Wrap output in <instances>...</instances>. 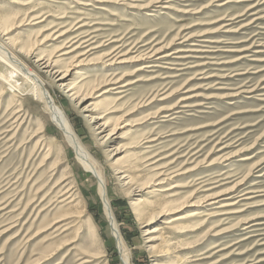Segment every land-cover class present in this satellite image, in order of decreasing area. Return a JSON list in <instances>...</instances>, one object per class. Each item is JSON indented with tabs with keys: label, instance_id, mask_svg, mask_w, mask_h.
<instances>
[{
	"label": "rangeland",
	"instance_id": "obj_1",
	"mask_svg": "<svg viewBox=\"0 0 264 264\" xmlns=\"http://www.w3.org/2000/svg\"><path fill=\"white\" fill-rule=\"evenodd\" d=\"M73 37L90 44L59 64L65 68L73 55L100 45L87 54L92 63L82 66L84 76L122 77L121 84L131 83L124 93L97 96L106 85L91 94L88 79L67 92L40 70L37 55H56ZM0 41L41 76L96 162L111 213L98 178L43 103L12 96L0 84V264H125L124 254L128 264H264V0H0ZM114 54L116 62L105 61ZM156 57L159 66L133 74ZM77 67L69 70L72 83ZM90 113L104 117V132L84 116ZM146 130L158 137L147 154L157 155L154 166L167 165L176 176L140 190L152 170L138 160L144 145L131 143ZM131 159L140 173L124 184L119 171ZM172 184L178 187L157 196V188ZM172 193L189 203L217 193L218 203L234 205L211 216L204 213L218 203L194 202L152 220L135 207L139 198L160 205ZM188 213L195 214L164 228L166 219ZM59 217L68 219L54 223Z\"/></svg>",
	"mask_w": 264,
	"mask_h": 264
},
{
	"label": "bare ground",
	"instance_id": "obj_2",
	"mask_svg": "<svg viewBox=\"0 0 264 264\" xmlns=\"http://www.w3.org/2000/svg\"><path fill=\"white\" fill-rule=\"evenodd\" d=\"M84 25H86V23H82L77 28H81ZM70 30L71 29H66V31H61L58 34V36H62L63 34H65L66 32H68ZM8 31L9 30L4 31L5 32L4 35H6L5 39L12 41L11 36H7ZM82 36L83 37H81V39L85 38L88 35H82ZM55 38H57V37H55ZM77 38L78 37H73L74 40L69 39L68 41L63 43L56 50V55L48 56V57H45V56L43 57V55L41 56V54L37 55L38 54L36 52L37 48L35 47V45L32 44L33 46H30V47H32L30 49V51L32 50L31 54L35 53V55H37L36 61L38 64H36V65L40 68V70H43V72H45L51 76V78L54 81V84L59 83V86L68 87L67 92H71L74 89H80L83 86V84L79 85V83L85 82V80L88 79L89 81H91V83L95 84V86L92 87L94 92H92L91 94L96 93L95 91L98 90L97 87H100V86L105 87L106 85H110L111 88H109V89H103L102 88L103 90H101V93H99L97 96H102V95H104V94H106V93H108L114 89L117 90L115 92L116 94L124 93L126 90H122V89L125 88L126 86L130 85L131 83L125 81L124 83L121 84V80H123L122 77L117 78L114 81H111L110 79H107L106 77H104V78L103 77H96L95 78V76L98 74V73H95L96 71L95 72L93 71L91 74H87L86 76H84L85 74H84V70L82 69L83 68L82 66L84 64L92 63V61H90L88 59V55H89L88 53H90V51H92V50H95L100 45H97L95 47H90L86 51L83 50L82 52L73 55L71 64L66 66L65 68L59 64L60 62L64 61V58L66 55H68L72 52H75L78 48H80V46H79L80 44H84V46H89L90 43L89 44H87V43L90 41V38L84 39L80 43H78V41L81 39L80 38L77 39ZM68 43H70V44H68ZM85 44H87V45H85ZM23 47H26V46H23ZM181 51H183V50L180 49L176 52H181ZM113 52H114L113 50L108 51V53H106L104 55V58H105V56L108 57ZM153 52H154V50H153ZM157 53L158 52L156 51L155 54H153L151 56H155ZM115 55L116 54H114L112 57L106 59L105 61L106 62L111 61L109 64H112V62H116L118 58H114ZM138 56H140V55H138ZM151 56H149V57H151ZM166 56H168V55H162L161 58L166 57ZM0 59L11 68V71H13L19 75L18 82L15 84L11 83L6 78H3L0 76V84L3 87L7 88V90L12 94V96H15V97L31 96L33 98H36V100L43 103L45 109L50 112V116L52 117L51 119H53L59 125V127L61 128V130L65 134L66 138L68 139L67 141H69L71 143L72 147H74L75 152L77 154V157H78L79 161L81 162V164L83 165V167L86 170H90L98 178L99 186H100L99 192L104 199L105 208L107 209L108 215L110 216L111 213H110V209H109V203L105 197L106 196V189H105V185L102 181L103 176L101 175L100 171L98 170L99 168L96 167V165H95L96 162L93 160L92 156L78 141V139H77L75 133L72 131L71 125H70L69 121L67 120V118L65 117L63 111L55 104L52 96L50 95L48 90L45 88L44 83L41 79V76L38 75L37 73H35V71L33 72L27 66H25L24 63L19 58H17L15 56V54L13 55L11 50L8 49L7 46H5L3 41H0ZM159 59H160L159 57H156L154 60L152 59L150 61H147L145 64H142L141 66L135 67L133 69V74L144 69V68H152L155 66H159L158 64H156V62H158ZM123 60L128 61L127 59H122L118 62H123ZM130 60H134V58H132ZM76 66H79V67H77L78 69L75 70L77 80L74 83H72V81L69 77L70 76L69 70L71 69V67H76ZM87 84H89V83H87ZM84 96L85 95H83V97L81 98L83 101L85 99ZM120 98L121 97H119V99ZM182 100H184V99L182 98L181 101ZM185 101H186V99H185ZM195 105H197V104H195ZM195 105H193V106H195ZM86 106H84L82 109L88 110V107H90L91 105H88L87 107ZM92 110H95V106H93ZM92 110L90 109V112ZM93 114L90 113L89 115H84V116L89 117L90 123L95 122L96 126L98 125L97 128L100 129L99 132H104L106 127L108 126V123L106 121H104L103 116H98V114L95 115V113H93ZM167 115H169V114H167ZM163 117H168V116L164 115ZM117 128H119L118 124L115 125L109 132H107V134L105 135L106 136L105 138H107V137L111 138L113 135H115L117 133V131H116ZM119 133H122V132H119ZM157 140H158L157 136H153V133H151L150 130H146V131H144V133H142V136L138 140L136 138H134V140L131 143L132 146H137L139 144L144 145V149L141 153L142 155L140 157L138 156L139 157L138 160H140L144 164L147 163L145 166H147L150 170H152V172L150 171L151 174L149 175V177L147 179L144 178L145 180L140 182V184H141L140 190H144L147 187H152L153 186L152 184L154 183L153 180H157V182H158L157 184H163V183L167 182L168 180H170L172 177L176 176V174L172 175V172L169 171L170 169L167 168V165L160 166V167L154 166V164H156L159 161V159H156V160L154 159L155 156H157L156 154H153L152 156L147 155L152 151V148L154 146L153 143ZM152 159H154L155 161L153 162ZM138 170H139L138 164H136L134 160H132V164L127 165L125 168H122V170H120L119 172L120 173L122 172V174H123V176H121V178L126 179L125 180L126 182H124V184H134L136 182L134 180L136 179V177L139 176ZM134 172L135 173L137 172V174H134ZM160 187H162V188H157V191L159 192L157 196L159 198L164 197L162 194H160V192H167L169 190H172L173 188L178 187V185L172 184L166 188H163V185H162ZM71 190H72V188H71ZM153 192L154 191L151 190V191H147L146 193L149 194V193H153ZM244 194H245V192H244ZM65 196H66V194H65ZM157 196H156V198H157ZM167 196L170 197V199L168 201L166 200L165 203H161L160 205H157L155 200L149 201L146 197L139 198L138 201H135L134 204H135V207H137V208L140 207L141 215L142 214L147 215L152 220V218H160V217L165 216L167 214L178 212V211L182 210L183 208H185L186 206H188L189 204L194 205V202H196L197 204H203L202 202H206V201L210 200L209 203H207V205H213L215 203H218V200H216L215 198L220 196V195L217 193H216V195H214V194L206 195L203 197V199H201L199 201H194L192 203H189L190 201H188L187 197H185V196L183 199H180V198H177V199L172 198L171 199V197L176 196L175 193L169 194ZM68 197H72V194ZM245 198L247 199L249 197L245 196L244 199ZM230 199H232V198H230ZM69 201H71V200H69ZM226 202H228V201H226ZM226 202L225 203H223V202L218 203L217 205L212 207V208H215V209H212L215 211L210 210L211 212L204 213V215H211V216L217 215V214L219 215L220 213H218L217 211H219L220 209H226L228 206H231L233 204L232 202L231 203H226ZM194 214L195 213H188L187 215H182V216H172V217H170L164 221L166 223V227H164V228L171 231L173 228L180 226L179 223H177V222L179 220H181L182 218H185L184 216H192ZM65 219H68V218L67 217H59L57 220L54 221V223L61 222L62 220H65ZM111 223L113 226V231L115 233V238L117 240V243L119 246H122L123 241L118 234V230L116 228V225L114 224L113 218H111ZM152 231H155V229H153ZM152 231H150V232H152ZM91 234H92V236L96 237L95 233H93L92 230H91ZM150 240H153V239H150ZM154 240H156V239H154ZM160 246H161V249H164L162 244ZM60 248H61V246H59L57 249H60ZM124 262H125V264H128V258L126 256V254H124ZM158 264H175V263L165 261V262H159Z\"/></svg>",
	"mask_w": 264,
	"mask_h": 264
},
{
	"label": "water",
	"instance_id": "obj_3",
	"mask_svg": "<svg viewBox=\"0 0 264 264\" xmlns=\"http://www.w3.org/2000/svg\"><path fill=\"white\" fill-rule=\"evenodd\" d=\"M0 76L3 78H6L11 83L15 84L18 82L19 75L13 71H11V68L5 64L0 59Z\"/></svg>",
	"mask_w": 264,
	"mask_h": 264
}]
</instances>
